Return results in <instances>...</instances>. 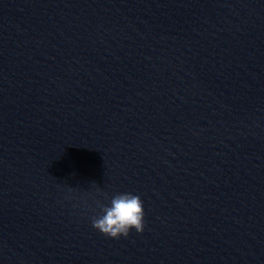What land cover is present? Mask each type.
<instances>
[{"label":"clouds","instance_id":"9594fccd","mask_svg":"<svg viewBox=\"0 0 264 264\" xmlns=\"http://www.w3.org/2000/svg\"><path fill=\"white\" fill-rule=\"evenodd\" d=\"M96 207L100 214L90 217L91 226L104 236L113 239L127 238L132 229L143 233L145 212L139 195L131 192L118 193L110 198L108 204L97 200Z\"/></svg>","mask_w":264,"mask_h":264}]
</instances>
